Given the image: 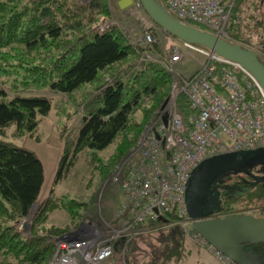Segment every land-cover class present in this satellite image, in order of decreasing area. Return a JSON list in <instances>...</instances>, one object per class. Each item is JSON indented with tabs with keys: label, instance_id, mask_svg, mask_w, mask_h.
<instances>
[{
	"label": "trees",
	"instance_id": "1",
	"mask_svg": "<svg viewBox=\"0 0 264 264\" xmlns=\"http://www.w3.org/2000/svg\"><path fill=\"white\" fill-rule=\"evenodd\" d=\"M116 2L0 0V131L10 125L16 133L34 130L50 109L51 96L44 90L63 94L81 111L76 134L62 138L54 180L70 172L82 151L93 173L112 174L171 95L175 78L161 61L159 38L160 31L167 32L141 10L155 37L142 44V21ZM225 29L229 41L251 48L264 64V0H235ZM176 106L190 125L182 93ZM107 148L112 152L104 158L101 151ZM42 180V164L31 150L0 139V264L47 263L55 239L65 232L44 225L53 208L66 212L67 225L95 217L90 210L83 213L86 202L66 194L50 190L38 200ZM248 197L245 202L235 195L238 209L229 213L260 205L264 185ZM27 217L31 222L23 223ZM173 219L169 214L167 220ZM186 237L181 225L167 224L126 239L118 261L111 257L100 264H183ZM252 246L264 264V242Z\"/></svg>",
	"mask_w": 264,
	"mask_h": 264
},
{
	"label": "built area",
	"instance_id": "2",
	"mask_svg": "<svg viewBox=\"0 0 264 264\" xmlns=\"http://www.w3.org/2000/svg\"><path fill=\"white\" fill-rule=\"evenodd\" d=\"M235 0H162L165 9L183 22L203 25L229 39L225 25ZM133 8L141 12L138 0ZM145 27L140 42L155 41ZM165 41L166 59L161 60L174 74L171 95L136 140V147L111 174L122 193L106 231L82 223L74 237L55 239L54 251L46 264H100L123 250L126 239L147 234L169 224L181 225L190 240L206 245L190 232L184 191L191 169L212 155L261 148L264 150V93L258 82L238 63L207 49L181 41L170 34ZM188 49L204 57L198 70L188 77L176 74L173 64ZM182 93L190 112L188 125L176 106ZM225 135L229 142L222 139ZM135 151V152H134ZM169 214L173 220H167ZM208 245V244H207ZM222 264H236L208 245Z\"/></svg>",
	"mask_w": 264,
	"mask_h": 264
},
{
	"label": "rangeland",
	"instance_id": "3",
	"mask_svg": "<svg viewBox=\"0 0 264 264\" xmlns=\"http://www.w3.org/2000/svg\"><path fill=\"white\" fill-rule=\"evenodd\" d=\"M126 11L129 14H133L135 19L142 21L143 30L145 27H150V21L145 14L139 12L132 6L128 7ZM167 37L168 35L160 31L159 38L162 41L164 50V53L161 55V60L166 59L165 41H167ZM138 38L136 37V39ZM203 60L204 57L201 54L186 49L180 60L173 64V69L181 77H188L195 70L199 69ZM44 92L51 96V105L49 111L40 117L36 128L32 131L26 130L22 133H16L15 127L10 125L4 128L3 131H0V139L31 150L40 160L43 169V180L39 189L38 200L47 196L50 190H52V195L66 194L69 197L84 201L87 203L88 209L82 210L83 213H89L90 210L91 214L93 216L95 215V217L91 221L87 218H83L82 220H85V223L89 222L94 226L96 225L100 231L104 232L108 229V225H110L113 213L122 198V193L118 185L112 182L111 174L104 176L99 173H93L91 167L87 165V157L83 151L78 154V158L70 172L65 177L54 180L58 159L62 152V138L68 133L71 135L76 134L77 127L80 124L79 116L81 111L80 108L76 109L73 101L66 98L63 94L51 93L48 90H44ZM222 139L228 142L230 141L225 135H222ZM136 145L137 143L135 141L133 150ZM108 152L111 153L112 151L107 148L106 151H101V155L106 158ZM109 161L110 158L108 163ZM124 161L123 159L119 165L124 163ZM256 168L258 167L254 169ZM252 205L251 203L249 206L252 207ZM35 206L36 204L33 205L32 212ZM234 209L236 210L238 208L235 207ZM249 210L253 213L264 215V199L260 205ZM94 220L96 223L93 222ZM30 222V217L25 218L23 221L26 224ZM84 222L79 220L74 224L70 223L67 225L69 221L66 212L61 208H53L49 211L44 225L62 227L65 231L63 234H70V236L74 237L78 226ZM185 242L188 251L185 257L187 264H222L209 250L207 243L206 245L196 244L189 238ZM120 254V252H115L113 259L118 261Z\"/></svg>",
	"mask_w": 264,
	"mask_h": 264
},
{
	"label": "water",
	"instance_id": "4",
	"mask_svg": "<svg viewBox=\"0 0 264 264\" xmlns=\"http://www.w3.org/2000/svg\"><path fill=\"white\" fill-rule=\"evenodd\" d=\"M138 1L145 14L162 30L181 41L203 47L224 59L238 63L253 76L264 93V64L251 48L177 19L158 0ZM132 2L133 0H117L116 4L122 9L130 6ZM242 151L259 152L264 158V150L261 148ZM236 152L212 155L205 160L204 165H227L231 162L230 159L237 155ZM194 180L193 174L190 173L184 191L185 207L191 219L190 232L197 233L208 245L236 264H259L257 254L251 250L246 251L244 247L264 242V217L235 213L223 217L201 218L194 198ZM122 243V239L115 242L114 249Z\"/></svg>",
	"mask_w": 264,
	"mask_h": 264
},
{
	"label": "flooded vegetation",
	"instance_id": "5",
	"mask_svg": "<svg viewBox=\"0 0 264 264\" xmlns=\"http://www.w3.org/2000/svg\"><path fill=\"white\" fill-rule=\"evenodd\" d=\"M230 163L223 166L210 167L204 165V158L189 172L193 174L194 198L201 218L223 217L235 211L233 198L239 195L247 202L248 195L264 185V158L259 152L239 150ZM255 167H258L254 169ZM248 206V205H247ZM239 214H251L264 217L263 214L253 213L243 209ZM191 222V221H190ZM244 249L253 251V246L247 245ZM212 252V250L209 248ZM257 258V256H256ZM258 259V258H257Z\"/></svg>",
	"mask_w": 264,
	"mask_h": 264
},
{
	"label": "crops",
	"instance_id": "6",
	"mask_svg": "<svg viewBox=\"0 0 264 264\" xmlns=\"http://www.w3.org/2000/svg\"><path fill=\"white\" fill-rule=\"evenodd\" d=\"M186 236H187L186 239L189 238L187 234H186ZM189 239H190V238H189ZM115 252H120V251H118V250L116 249ZM187 253H188V251L186 252V255H187ZM185 257H186V256H185ZM185 257H184V259H185ZM110 258H111V257H110ZM112 258H113V255H112ZM185 260H186V259H185ZM185 260H184L183 264H187V263L185 262ZM197 264H198V263H197Z\"/></svg>",
	"mask_w": 264,
	"mask_h": 264
}]
</instances>
